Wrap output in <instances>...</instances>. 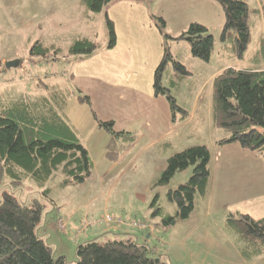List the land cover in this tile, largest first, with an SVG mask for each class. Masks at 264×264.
<instances>
[{
    "label": "rangeland",
    "instance_id": "374dc122",
    "mask_svg": "<svg viewBox=\"0 0 264 264\" xmlns=\"http://www.w3.org/2000/svg\"><path fill=\"white\" fill-rule=\"evenodd\" d=\"M82 1L0 0L1 100L42 97L47 95L44 83L72 91L64 117L92 164L89 177L77 185L62 186L60 169L39 188L25 182L14 189L4 179L0 197L4 190L14 192L19 202L39 203L36 234L53 256L63 255L71 264L82 242L103 243L127 234L147 241L152 255H163L170 264H264V252L241 256L237 237L224 226L229 213L264 217V157L238 142L218 145L228 132L212 123L211 114L212 85L222 69L264 68L258 55L264 0H244L250 41L242 56H235L230 40L221 39L225 14L215 0H110L95 12ZM109 22L115 38L111 46ZM190 23L202 24V34L214 38L208 61L193 57L188 42L179 38ZM77 38L98 47L91 54H70ZM35 41L57 48L60 55H31ZM165 45L190 71L176 76L169 62L161 79L186 112L183 120L179 111L173 121L166 97L153 93L154 69ZM7 61L19 62L6 68ZM76 94L89 96L90 102H80ZM111 120L113 129L125 135L115 137L98 125ZM192 145L209 150L207 195L195 197L189 218L159 227L163 216L177 210L167 191L187 181L193 168L177 172L165 185L154 182L171 155ZM156 195L160 214L152 216ZM107 214L119 221L102 223Z\"/></svg>",
    "mask_w": 264,
    "mask_h": 264
},
{
    "label": "trees",
    "instance_id": "16d2710c",
    "mask_svg": "<svg viewBox=\"0 0 264 264\" xmlns=\"http://www.w3.org/2000/svg\"><path fill=\"white\" fill-rule=\"evenodd\" d=\"M110 0H83L89 11H99ZM225 14L221 39L230 40L235 56H242L249 47V8L244 0H215ZM161 24H164L161 21ZM111 46L115 40L108 23ZM206 27L190 23L179 38L188 42L191 55L208 61L213 49L214 38L203 35ZM98 44L87 38H77L70 45V54H91ZM34 56L44 58L60 55L57 48L35 41L29 49ZM69 54V55H70ZM68 55V54H66ZM259 58L264 61V39L260 42ZM171 62L174 75L183 77L190 74L184 65L173 59L169 47L165 45L161 61L154 69L153 93L162 94L170 104L173 121L175 112H181V120L186 112L175 103L168 87L161 82L165 66ZM47 95L28 99L25 96L3 102L0 98V183H7L14 189L29 182L37 188L60 169L63 174L62 186L77 185L89 177L92 164L83 144L64 117L65 106L72 91L66 87L43 84ZM80 102L89 103V96L76 94ZM212 123L228 135L217 141L218 145L237 143L244 149L254 150L264 157V68H225L214 77L212 85ZM114 136H123L115 131L113 121H99ZM130 142L132 137L126 136ZM209 150L205 145H192L167 159L166 167L154 182L165 185L182 169L192 166V175L176 189L167 191L168 200L177 206L172 215L163 216L159 227L189 218L194 210V199L198 195L205 198L209 185ZM113 158V157H111ZM114 158L113 160H116ZM46 189L45 192H47ZM158 195L150 203L154 207L152 216L160 214ZM39 203L17 201L14 192L2 191L0 197V264H71L66 257L53 256L52 248L36 234L41 218ZM101 219L102 223H116ZM105 217V216H104ZM225 228L237 237L240 255L249 259L264 252V217L255 219L249 214H232L225 219ZM145 226L144 228H146ZM147 241L137 242L132 236H116L99 243L96 239L77 245L74 264H170L163 255L153 256Z\"/></svg>",
    "mask_w": 264,
    "mask_h": 264
},
{
    "label": "water",
    "instance_id": "95a60500",
    "mask_svg": "<svg viewBox=\"0 0 264 264\" xmlns=\"http://www.w3.org/2000/svg\"><path fill=\"white\" fill-rule=\"evenodd\" d=\"M19 61H7V63H5V67H16ZM174 222H172L173 224Z\"/></svg>",
    "mask_w": 264,
    "mask_h": 264
},
{
    "label": "built area",
    "instance_id": "2783aa9c",
    "mask_svg": "<svg viewBox=\"0 0 264 264\" xmlns=\"http://www.w3.org/2000/svg\"><path fill=\"white\" fill-rule=\"evenodd\" d=\"M104 220H107V221H111L110 219V217H108L107 215L103 218ZM138 225L141 227V228H144L146 225L145 224H143V223H138Z\"/></svg>",
    "mask_w": 264,
    "mask_h": 264
},
{
    "label": "crops",
    "instance_id": "0c3cea01",
    "mask_svg": "<svg viewBox=\"0 0 264 264\" xmlns=\"http://www.w3.org/2000/svg\"><path fill=\"white\" fill-rule=\"evenodd\" d=\"M174 224H175V223H174ZM113 228H115V227H113ZM109 229H111V228H109ZM115 229H116V228H115ZM105 231H107L106 228H105L104 232H105Z\"/></svg>",
    "mask_w": 264,
    "mask_h": 264
}]
</instances>
